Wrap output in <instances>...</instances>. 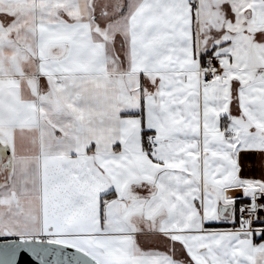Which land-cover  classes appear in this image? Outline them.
<instances>
[{
    "label": "snow or ice",
    "instance_id": "snow-or-ice-1",
    "mask_svg": "<svg viewBox=\"0 0 264 264\" xmlns=\"http://www.w3.org/2000/svg\"><path fill=\"white\" fill-rule=\"evenodd\" d=\"M0 264H264V0H0Z\"/></svg>",
    "mask_w": 264,
    "mask_h": 264
},
{
    "label": "crops",
    "instance_id": "crops-1",
    "mask_svg": "<svg viewBox=\"0 0 264 264\" xmlns=\"http://www.w3.org/2000/svg\"><path fill=\"white\" fill-rule=\"evenodd\" d=\"M245 175H249V173H245Z\"/></svg>",
    "mask_w": 264,
    "mask_h": 264
}]
</instances>
